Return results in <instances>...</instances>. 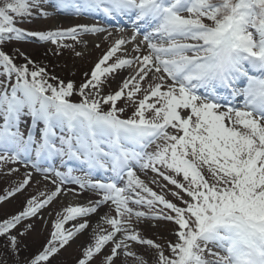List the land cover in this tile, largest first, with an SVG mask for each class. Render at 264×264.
Wrapping results in <instances>:
<instances>
[{"label":"snow or ice","instance_id":"6c2138e0","mask_svg":"<svg viewBox=\"0 0 264 264\" xmlns=\"http://www.w3.org/2000/svg\"><path fill=\"white\" fill-rule=\"evenodd\" d=\"M48 3L96 22L18 26L53 15ZM101 21L120 35L78 87L0 50V168L24 164L54 185L0 219V264H19L27 221L61 194L83 202L55 213L24 264H51L89 229L76 264H148L139 248L152 264H264V0H0V44L35 37L75 49L87 34L113 36ZM159 221L176 226L174 242L144 235Z\"/></svg>","mask_w":264,"mask_h":264},{"label":"rangeland","instance_id":"374dc122","mask_svg":"<svg viewBox=\"0 0 264 264\" xmlns=\"http://www.w3.org/2000/svg\"><path fill=\"white\" fill-rule=\"evenodd\" d=\"M45 9L46 5H43ZM47 18V19H46ZM56 18L49 16L43 17L34 12V17L29 21L19 23L18 26L27 31H46L56 27H69L74 22L68 21H58ZM31 40L24 41H36L34 38L30 37ZM87 43H81L72 48H62L57 52L56 45L50 42L36 41L41 44L42 47H36L34 42H24L21 41H6L5 47L1 46V49L5 48V53L12 56L15 61L23 62L22 56L18 52L24 53V56L31 55L34 51L42 48V51L36 52L31 56V60L37 65L44 67L48 74L55 75L64 82L73 81L78 87L86 79V75L91 64L99 60L98 55L103 51L111 42H101L102 40H96L94 38H83ZM71 43V41H67ZM100 43V44H99ZM99 46L97 47V45ZM76 52L81 53V55H76ZM24 58V57H23ZM25 61V60H24ZM26 62V61H25ZM31 67V66H30ZM49 74V75H50ZM121 75V74H120ZM119 75V76H120ZM2 79V77H0ZM122 78H117L111 81V90H116L121 82ZM110 89L105 88V94ZM130 112V111H129ZM9 168L18 169V171L9 173ZM28 173V168L26 166H21L17 163H11L0 168V195L4 194L5 190H10L18 182L24 179V176ZM153 174L149 173L148 178H151ZM144 178V177H142ZM151 186V185H150ZM75 188V187H70ZM54 190V185L50 180H45L37 176L31 175L30 183L19 193H16L13 197L8 198L6 201H0V219L6 218L9 215H14L21 211L27 201L31 196L37 195L39 192H50ZM157 190V189H156ZM63 196H69V200L63 199ZM74 197L71 195L61 194L47 205L45 208L41 209L40 213L31 218L28 223L33 224V229L30 230L25 238H22V251L16 260L19 264H24L26 258H30L38 250H40L48 238L51 220L55 218V213L59 212L63 207H67L69 203H76L78 200H73ZM105 211H102L98 215H103ZM98 216V217H99ZM47 222V223H46ZM91 223L93 225L97 224L92 217ZM176 226L171 222L159 221L157 226L152 227L150 225H142L144 235L148 238L155 240L157 243L165 244L167 241H175L176 237L173 234V229ZM85 232L83 235L77 237V239L72 242L69 246L63 249L55 258L52 259L51 264H76V260L79 257L78 246L86 242L89 238V233ZM3 238L0 239V249L3 246ZM138 251L145 256L148 264H152L154 259V254L151 251H146L144 248H139ZM2 260V257H0ZM7 264H13L12 260H9ZM119 264V262H118Z\"/></svg>","mask_w":264,"mask_h":264},{"label":"bare ground","instance_id":"6f19581e","mask_svg":"<svg viewBox=\"0 0 264 264\" xmlns=\"http://www.w3.org/2000/svg\"><path fill=\"white\" fill-rule=\"evenodd\" d=\"M57 18H59V20H64L65 18H63V17H57ZM37 47V46H36ZM37 51V50H36ZM36 51H34V52H36ZM126 74H128L127 73V71H125V72H122V74H121V76L122 77H124V76H126ZM55 76V75H54ZM118 77V78H122V77ZM69 196H63L62 198L63 199H65L66 201H68L69 200V198H68ZM78 200L79 202H83V200H81V199H83V197H80V198H74L73 200ZM100 213V212H99ZM99 215L97 214V215H93L92 216V218L96 221V222H98L99 221V217H98ZM26 236V235H25ZM25 236L23 237V238H25Z\"/></svg>","mask_w":264,"mask_h":264},{"label":"trees","instance_id":"16d2710c","mask_svg":"<svg viewBox=\"0 0 264 264\" xmlns=\"http://www.w3.org/2000/svg\"><path fill=\"white\" fill-rule=\"evenodd\" d=\"M32 56V55H31ZM25 62V61H24ZM20 63V62H19Z\"/></svg>","mask_w":264,"mask_h":264}]
</instances>
